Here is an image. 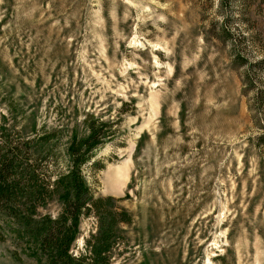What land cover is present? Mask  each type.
<instances>
[{
    "label": "rangeland",
    "instance_id": "1",
    "mask_svg": "<svg viewBox=\"0 0 264 264\" xmlns=\"http://www.w3.org/2000/svg\"><path fill=\"white\" fill-rule=\"evenodd\" d=\"M90 120L111 138L83 180L129 218L108 264H264V0H0V127L37 185ZM46 255L0 211V264Z\"/></svg>",
    "mask_w": 264,
    "mask_h": 264
},
{
    "label": "trees",
    "instance_id": "2",
    "mask_svg": "<svg viewBox=\"0 0 264 264\" xmlns=\"http://www.w3.org/2000/svg\"><path fill=\"white\" fill-rule=\"evenodd\" d=\"M107 125L90 120L86 123L85 136H70L65 147L67 169L57 173L53 180L43 182V186L36 182L33 156L36 152L26 155V145L4 137L5 128L0 127V211L18 222L39 249L46 251L47 264H108L116 243V226L129 221L124 211L112 210L110 197H94L81 174V168L90 161L93 153L111 138V134L103 132ZM36 144L47 147V141L41 138ZM31 167L27 174L26 168ZM53 194L60 204L58 216L33 218L36 208L44 205ZM20 210L27 212V216H20L17 213ZM90 213L96 217L95 231L84 241V255L71 256L68 251L78 234L79 223ZM115 215L120 218L115 219Z\"/></svg>",
    "mask_w": 264,
    "mask_h": 264
},
{
    "label": "bare ground",
    "instance_id": "3",
    "mask_svg": "<svg viewBox=\"0 0 264 264\" xmlns=\"http://www.w3.org/2000/svg\"><path fill=\"white\" fill-rule=\"evenodd\" d=\"M116 175H117V174H116ZM117 176H118V178H120V173H118V175H117ZM117 176H116V178H117ZM118 181H119V180H118Z\"/></svg>",
    "mask_w": 264,
    "mask_h": 264
}]
</instances>
